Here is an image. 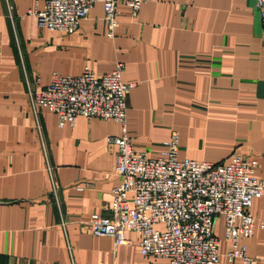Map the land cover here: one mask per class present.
Instances as JSON below:
<instances>
[{
  "label": "crops",
  "instance_id": "crops-1",
  "mask_svg": "<svg viewBox=\"0 0 264 264\" xmlns=\"http://www.w3.org/2000/svg\"><path fill=\"white\" fill-rule=\"evenodd\" d=\"M45 0H0V264H165L139 252L125 233L115 246L88 227L106 213L120 136L115 121L77 116L73 125L33 112L53 72L100 75L123 63L126 133L159 156L170 132L179 157L223 162L232 152L258 159L264 178V23L256 0H146L135 16L117 5L113 36L100 3L70 32L50 31L34 14ZM53 186L57 188L56 196ZM253 234L241 240L254 263L229 262L223 218L215 220L220 264H264V193L253 199Z\"/></svg>",
  "mask_w": 264,
  "mask_h": 264
},
{
  "label": "built area",
  "instance_id": "built-area-1",
  "mask_svg": "<svg viewBox=\"0 0 264 264\" xmlns=\"http://www.w3.org/2000/svg\"><path fill=\"white\" fill-rule=\"evenodd\" d=\"M145 1L45 0L43 8L34 14L40 26L70 32L94 4L100 3L107 36L112 37L117 5H127L135 16ZM256 6L264 23V0H256ZM123 67L117 61L111 71L100 75L87 64L77 75L53 72L44 88L29 91L32 111L43 108L54 113L60 127L73 125L79 115L122 125L120 136L108 138L116 147L114 171L120 181L112 188L106 213L89 215L91 233L109 236L119 246L126 242L125 233L132 231L139 252L162 258L165 264H220V243L214 227L216 218L222 217L227 260L254 263L241 240L253 234L251 205L264 193V178L256 176L258 159L238 151L223 162L181 158L175 130L157 157L136 149L125 127L126 97L133 84L122 81ZM57 191L53 186L55 196Z\"/></svg>",
  "mask_w": 264,
  "mask_h": 264
}]
</instances>
